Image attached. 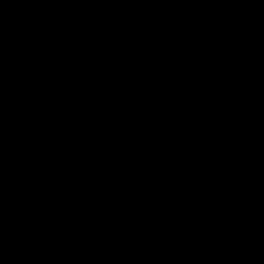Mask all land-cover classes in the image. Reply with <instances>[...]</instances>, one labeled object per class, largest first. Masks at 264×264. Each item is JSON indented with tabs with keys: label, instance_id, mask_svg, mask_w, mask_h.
Returning a JSON list of instances; mask_svg holds the SVG:
<instances>
[{
	"label": "water",
	"instance_id": "95a60500",
	"mask_svg": "<svg viewBox=\"0 0 264 264\" xmlns=\"http://www.w3.org/2000/svg\"><path fill=\"white\" fill-rule=\"evenodd\" d=\"M0 264H264V0H0Z\"/></svg>",
	"mask_w": 264,
	"mask_h": 264
}]
</instances>
